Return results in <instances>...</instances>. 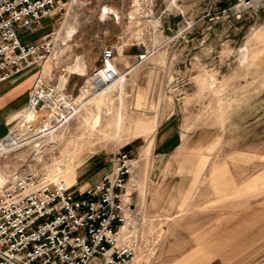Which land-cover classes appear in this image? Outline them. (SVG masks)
Returning a JSON list of instances; mask_svg holds the SVG:
<instances>
[{
    "label": "rangeland",
    "instance_id": "rangeland-1",
    "mask_svg": "<svg viewBox=\"0 0 264 264\" xmlns=\"http://www.w3.org/2000/svg\"><path fill=\"white\" fill-rule=\"evenodd\" d=\"M177 1L74 0L39 29L19 31L23 44L54 31L51 55L20 75H42L57 88L65 79L77 114L46 140L0 155V189L9 175L40 163L77 194L108 172L114 155L127 152L134 161L130 196L144 195L149 173H177L152 180L154 188L169 189L165 203L148 196L154 201L147 210L137 208L143 243L135 264H189L190 255L201 263L206 233L227 227L240 237L255 229L260 258L254 264H264V9L224 21L220 8L233 0H208L197 9L203 14L189 18V3L178 8ZM106 47L125 75L122 89L115 84L87 96L81 90ZM38 114L39 125L48 124V115ZM173 189L182 190L180 199ZM222 204L228 222L218 217Z\"/></svg>",
    "mask_w": 264,
    "mask_h": 264
},
{
    "label": "built area",
    "instance_id": "built-area-1",
    "mask_svg": "<svg viewBox=\"0 0 264 264\" xmlns=\"http://www.w3.org/2000/svg\"><path fill=\"white\" fill-rule=\"evenodd\" d=\"M73 1L0 0V83L34 69L55 48L54 31L24 44L19 31L39 29L44 19L56 18ZM220 9L222 20L241 21L264 9V0H233ZM114 60V49L104 48L81 92L97 97L116 82L120 73ZM39 112L48 115V124L33 129L27 117ZM76 114L72 95L38 76L24 114L0 141V154L44 140V133H55ZM9 136L15 138L12 144H7ZM109 162L108 172L77 194L58 185L40 163L9 175L0 189V264H135L143 243L142 214L126 188L134 161L129 153L118 152Z\"/></svg>",
    "mask_w": 264,
    "mask_h": 264
},
{
    "label": "crops",
    "instance_id": "crops-1",
    "mask_svg": "<svg viewBox=\"0 0 264 264\" xmlns=\"http://www.w3.org/2000/svg\"><path fill=\"white\" fill-rule=\"evenodd\" d=\"M188 2V8L189 11V18H192L193 11L195 13V17L197 18L198 14L197 11L198 8H200V5H205L208 2V0H178V8L182 7V4L185 2ZM206 2V3H205ZM212 2V0H211ZM210 2V3H211ZM224 5V4H223ZM205 12V10H203ZM203 12L201 14H203ZM180 12L178 13V17H176L177 24L181 22L180 18ZM200 14V15H201ZM199 15V16H200ZM193 17V18H195ZM165 18H163L165 23ZM264 24V21L262 22ZM243 28V27H242ZM194 50V48H192ZM46 70V67L44 68V71ZM72 70V69H71ZM73 71V70H72ZM28 73V71H27ZM26 73H23L20 76L13 77L12 79L5 81L3 83H0V136L2 135V131L5 129V127L8 126L9 121L16 117L19 111L25 107V101L27 98H23L24 100L21 101L19 97H21L23 94L28 96V92L31 89V87L34 84V81L37 77H23ZM23 77V78H21ZM21 78V79H20ZM29 78V79H28ZM29 83H31V87L29 86ZM65 86V79L59 81L58 88H63ZM4 139V138H3ZM2 140V139H1ZM150 183L147 185L148 189L145 191L144 195H141V191H137L138 193H135L131 197L135 201V204L138 209L142 211L147 210V206L151 204L154 200L151 199L148 203V196H154L157 197V203L163 204L165 203V197L168 196L167 192L169 189L166 188H160L159 186L154 188L152 180H173L174 176L176 174H169L164 172H158V173H149L148 174ZM173 176V177H172ZM126 188H129L128 186ZM148 191V193H147ZM177 193L178 191V198L180 199L181 189L178 190H172ZM225 195V194H224ZM227 195V194H226ZM144 196V201H143ZM160 198V199H158ZM177 201V200H175ZM223 202V201H222ZM225 204H222L220 207V214L218 217L221 221L226 220L225 222H228L229 220V212H223L225 208ZM217 217V218H218ZM260 237V234L255 229H249L248 233H246L244 236H239L237 234V228L234 227L232 229H229L228 227L221 228L220 230H215V228L210 229L206 233V243L202 245L200 248V251H204V261L200 263L198 260H193V256H189L188 259L192 260L189 264H254L257 260H259L260 255L259 251L255 250L257 249V243L258 238Z\"/></svg>",
    "mask_w": 264,
    "mask_h": 264
},
{
    "label": "bare ground",
    "instance_id": "bare-ground-1",
    "mask_svg": "<svg viewBox=\"0 0 264 264\" xmlns=\"http://www.w3.org/2000/svg\"><path fill=\"white\" fill-rule=\"evenodd\" d=\"M110 12L108 11V9H105L104 8V10H103V16H105V15H107V14H109ZM57 41V40H56ZM125 75L124 74H120L119 75V78L117 79V81L116 82H114L112 85H115V84H120V89H122V84H123V82H124V80H123V77H124ZM41 78H42V75H41ZM112 85H110V86H112ZM109 86V87H110ZM119 86V85H118ZM118 88V87H117ZM116 88V89H117ZM107 89V88H106ZM115 89V90H116ZM42 116H39V114L38 113H33V114H31V115H29L28 117H27V120L28 121H30L31 122V124H32V126H33V129H37V128H41V127H39L38 126V124L40 123V121L42 120V118H41ZM23 121V120H22ZM46 129V128H45ZM48 129V128H47ZM21 132H23V130H21L20 131V134H21ZM51 134H54V133H50V134H48V135H46L45 136V133L43 134V137H45V140L48 138V137H50V135ZM14 142V140L12 139V137H8L7 138V144H12ZM11 150H5L4 149V152H2V153H6V152H10ZM0 155H2V154H0Z\"/></svg>",
    "mask_w": 264,
    "mask_h": 264
},
{
    "label": "water",
    "instance_id": "water-1",
    "mask_svg": "<svg viewBox=\"0 0 264 264\" xmlns=\"http://www.w3.org/2000/svg\"><path fill=\"white\" fill-rule=\"evenodd\" d=\"M160 17L165 18L163 15H160Z\"/></svg>",
    "mask_w": 264,
    "mask_h": 264
}]
</instances>
